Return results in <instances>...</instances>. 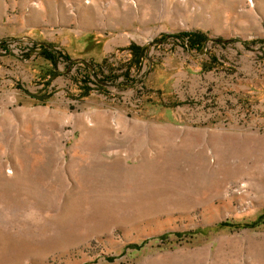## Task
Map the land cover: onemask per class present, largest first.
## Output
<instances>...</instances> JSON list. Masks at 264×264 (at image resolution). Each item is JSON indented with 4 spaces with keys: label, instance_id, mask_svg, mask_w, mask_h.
Masks as SVG:
<instances>
[{
    "label": "rangeland",
    "instance_id": "374dc122",
    "mask_svg": "<svg viewBox=\"0 0 264 264\" xmlns=\"http://www.w3.org/2000/svg\"><path fill=\"white\" fill-rule=\"evenodd\" d=\"M0 264H264V0H0Z\"/></svg>",
    "mask_w": 264,
    "mask_h": 264
},
{
    "label": "trees",
    "instance_id": "16d2710c",
    "mask_svg": "<svg viewBox=\"0 0 264 264\" xmlns=\"http://www.w3.org/2000/svg\"><path fill=\"white\" fill-rule=\"evenodd\" d=\"M174 38V40H180L182 45H183V49L186 51H202L203 49V45H204V41L206 40V38L202 35L199 34L197 32H183V33H178V34H174L172 36ZM125 51L129 54V59L126 62L125 65V70L123 72L124 77H128V74L130 73L131 69H135L137 70V68L140 66L141 61L143 60L144 57V50L143 47H138V46H132L129 45L126 47ZM39 55L40 57H42V59L44 61H46L50 66L54 67L57 58H64L66 60V62H70L69 59L65 58L64 56H60V54H53L50 50H48L47 47L42 46L39 50ZM86 71L83 72L82 79H81V84H82V88H83V93L84 95L88 93L89 89V84H93L96 86V83L98 85H102V83L106 82L109 79H114L115 76L112 74L113 72H111L109 75L105 76L102 75V82L98 81V79L96 80H91V77H89ZM94 76L96 77V74H94Z\"/></svg>",
    "mask_w": 264,
    "mask_h": 264
}]
</instances>
